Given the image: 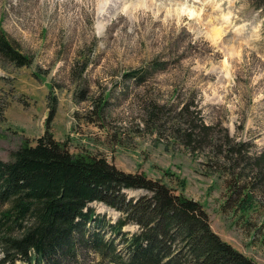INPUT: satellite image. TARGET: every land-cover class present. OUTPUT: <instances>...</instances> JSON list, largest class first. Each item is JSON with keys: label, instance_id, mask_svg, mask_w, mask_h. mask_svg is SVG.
<instances>
[{"label": "rangeland", "instance_id": "rangeland-1", "mask_svg": "<svg viewBox=\"0 0 264 264\" xmlns=\"http://www.w3.org/2000/svg\"><path fill=\"white\" fill-rule=\"evenodd\" d=\"M259 1L0 0V30L31 61L0 53V159L49 129L73 153L106 157L197 200L215 232L264 264ZM185 104L216 140L195 152L175 130ZM91 206L108 221L121 216Z\"/></svg>", "mask_w": 264, "mask_h": 264}, {"label": "trees", "instance_id": "trees-1", "mask_svg": "<svg viewBox=\"0 0 264 264\" xmlns=\"http://www.w3.org/2000/svg\"><path fill=\"white\" fill-rule=\"evenodd\" d=\"M255 5L264 8V0ZM0 53L19 66L31 62L2 30ZM188 105L177 117L184 127L175 130L195 152L216 140L213 127L189 118ZM226 138V149H234ZM94 202L120 218L108 221ZM129 224L139 230L124 231ZM92 255L110 264H259L213 230L200 202L163 181L106 157L73 153L49 129L35 144L25 139L10 160L0 159V264H84Z\"/></svg>", "mask_w": 264, "mask_h": 264}]
</instances>
